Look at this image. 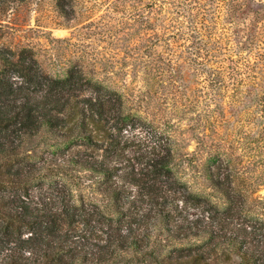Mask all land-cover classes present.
<instances>
[{
	"label": "trees",
	"instance_id": "obj_1",
	"mask_svg": "<svg viewBox=\"0 0 264 264\" xmlns=\"http://www.w3.org/2000/svg\"><path fill=\"white\" fill-rule=\"evenodd\" d=\"M39 1L0 0V264H112L117 252L130 249L152 257L150 264H264V221L245 213L250 197L235 181L228 140L199 138L195 149L227 208L195 195L175 175L174 121L165 114L163 85L177 92L179 81L198 80L212 112L227 95L232 110L247 108L254 127L264 128V29L254 26L245 39L230 41L219 26L226 0H101L124 18L122 53L113 58L142 70L151 84L137 98L162 97L147 117L134 111L132 94L92 80L81 64L56 78L33 48L7 40L21 12L24 21ZM98 2L55 0L54 10L73 27L93 25ZM185 86L183 94L189 89L199 101ZM46 135L68 142L62 161L57 151L31 158ZM60 161L100 175L98 188L112 199L113 214L78 203L65 183H35ZM155 224L179 240H207L157 256L149 249Z\"/></svg>",
	"mask_w": 264,
	"mask_h": 264
},
{
	"label": "rangeland",
	"instance_id": "obj_2",
	"mask_svg": "<svg viewBox=\"0 0 264 264\" xmlns=\"http://www.w3.org/2000/svg\"><path fill=\"white\" fill-rule=\"evenodd\" d=\"M54 3L55 0H40L38 10L27 14L24 21V12H21L16 29H13V34L7 40L12 39L33 48L45 72L56 78H64L72 66L81 64L92 80L100 81L127 97L132 94L135 99L129 103L134 106V111L150 117L162 97L148 96L140 102L136 96L138 89L143 90L151 84L143 78L142 70L136 72L130 66L122 64V60H115L112 56L122 53L117 38L122 36V31L118 32L124 26L122 13L108 11L106 5L99 0L94 13L97 22L87 25L88 21H83L73 27L72 23L65 22L56 13ZM262 3L264 0H226L219 26L224 29L230 41L245 39L254 26L258 31L264 29V6L260 5ZM233 10L234 13L231 12ZM110 32L116 36L111 38ZM119 42L122 43L121 40ZM197 81L193 80L189 86L200 94L196 89L200 86ZM179 82L182 90L185 83H188L186 80ZM163 85L168 97L165 114L174 121L170 128L177 150L173 169L180 182L185 183L195 195L207 198L220 210L227 208V198L209 184L203 166L205 158L197 156L195 149L199 138H203L208 144L224 143L228 140L226 150L230 153V161L236 172L235 181L250 197L246 203L250 209L245 213L264 221V128L258 130L254 127L255 119L248 113L247 108L237 112L232 110L228 105L227 95L222 97L221 103L216 107L219 109L212 112V108L205 105L210 98L204 101L200 94L198 101L189 93V89L183 94L182 90L170 92L172 89L169 82ZM152 87L158 88L159 83L154 82ZM213 103L215 105V100ZM221 107H224L223 111ZM136 140L139 141L138 137ZM38 142L36 149L30 152L31 158L38 161L43 160L47 154H53L52 151H57L56 156L61 160V156L70 151L62 152L68 142L56 140L49 135ZM61 161L46 167L37 176L35 183L43 182L44 187L65 183L78 203L85 202L97 206L107 215L113 214L112 199L98 188L101 176ZM194 210L191 209L192 212ZM206 240L207 236L179 240L170 236L163 224H155L149 237V249H155L157 256H165L174 249L198 245ZM226 249L230 250L231 246ZM151 259L150 256H143L130 249L117 252L112 264H150Z\"/></svg>",
	"mask_w": 264,
	"mask_h": 264
}]
</instances>
